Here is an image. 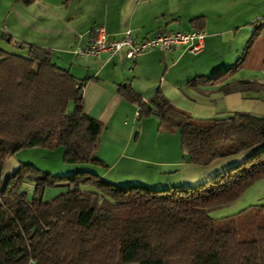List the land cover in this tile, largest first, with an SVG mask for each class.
<instances>
[{
    "label": "trees",
    "instance_id": "trees-1",
    "mask_svg": "<svg viewBox=\"0 0 264 264\" xmlns=\"http://www.w3.org/2000/svg\"><path fill=\"white\" fill-rule=\"evenodd\" d=\"M15 2L30 5L34 0ZM257 33L233 66L187 85L197 89L233 75ZM2 39L26 54L0 49V175L9 156L33 147H61L65 163L106 167L94 157L104 127L85 113L84 81L77 85L69 71L54 63L50 49L7 35ZM255 88L264 93V85L241 81L219 89L228 95ZM120 93L145 107L137 111L138 118L155 115L159 128L178 130L180 150L192 165L255 151L203 184L164 189L114 185L89 172L52 176L21 164L0 184V264H26L29 259L36 264H264V221L244 234L217 230L209 216L264 178V116L194 119L160 90L147 103L128 86ZM27 182L35 185L31 200L21 191ZM57 183H66L67 191L43 202L45 188ZM81 185L93 190H81Z\"/></svg>",
    "mask_w": 264,
    "mask_h": 264
},
{
    "label": "crops",
    "instance_id": "crops-1",
    "mask_svg": "<svg viewBox=\"0 0 264 264\" xmlns=\"http://www.w3.org/2000/svg\"><path fill=\"white\" fill-rule=\"evenodd\" d=\"M3 16L4 26L1 23ZM98 27H103L112 38L130 31L137 42L174 31L202 30L205 33L204 47L197 55L186 52L182 47L165 53L159 51L162 59L170 53L172 57L176 56L177 62L187 61L184 70L177 75V83L172 87L160 84L154 89L156 83L149 78L146 90H139L135 84H127V70H133L135 81L142 72L153 68L151 60L158 54L148 55L147 52L134 62L123 56L110 58L106 53L90 58L73 55L76 47H87ZM257 29L241 68L233 75L218 84L197 89L187 85L196 77L211 78L233 66ZM0 30H7L15 41L50 49L58 67L69 71L78 81H84L85 113L104 127L94 157L106 167H97L103 169L106 176L116 167L118 176L124 181H129L131 176H138L135 179L140 181L139 176L145 175L149 182L173 188L178 187L174 182H181L179 186L185 187L207 177H199V172L195 171L197 168L189 170L188 164H192L186 161L182 152L178 160H169L164 154L158 159L148 158V151L140 145L141 136L135 130H148L146 125H155V122L146 119L127 126L125 120L139 118L135 105L122 97L120 89L125 86L137 88L133 90L142 101L149 100L160 90L172 105L179 108L183 102L174 97V91L186 89L183 101L188 99L191 104L200 103L205 108L221 104L223 108L220 109L224 111L227 107L228 114H231L229 108L236 105L239 93L224 95L219 89L222 85L240 81L264 85V0H34L30 5L0 0ZM257 96L262 99L263 91ZM184 166L189 171L187 178L176 179L178 169ZM150 167L157 169L150 171ZM96 172L102 173L101 170ZM148 175L149 178L146 177Z\"/></svg>",
    "mask_w": 264,
    "mask_h": 264
},
{
    "label": "rangeland",
    "instance_id": "rangeland-1",
    "mask_svg": "<svg viewBox=\"0 0 264 264\" xmlns=\"http://www.w3.org/2000/svg\"><path fill=\"white\" fill-rule=\"evenodd\" d=\"M4 18L5 16H3V19L1 21L3 26H4ZM7 32H8L7 30H0V49L8 53L25 55L26 54L25 50L18 49L14 45L8 44L5 40L2 39L3 35L12 37L11 33L8 34L9 32L8 33ZM76 49H79V47H76L74 50ZM157 54L160 57L156 56L153 57V59L151 60V65L153 66V68H151L150 71L142 72L141 77L135 78V81H133L134 78L133 70H127L129 76L127 84L128 83H131V85L135 84V86L139 90H141L146 88L149 78H151L156 83L154 89H157L160 84L162 85V87L165 86L172 87L176 85L177 75L184 70L187 61L177 62L176 56L172 57L170 53H166V58L162 59L161 53L157 50H151L148 55L155 56ZM186 57L190 59L192 58L189 55H186ZM174 61L176 62L173 65L172 63ZM131 85L129 84V86ZM137 88H132V86L130 87V89L133 92H136L133 89H137ZM175 90L176 91L174 92L176 95L174 97L182 100L183 102L180 108L179 107L176 108L186 112L194 119L223 118L233 115L235 111H237V113H247L254 116H264V102H263L264 100L257 96L258 93L262 92L258 88L251 90L245 89L243 91L240 90L239 92H237L239 93V95L237 96L239 102L237 101L235 106L229 108L231 114L230 113L228 114V111L226 110L227 109L226 106H225L226 109L224 108L226 111L221 110L223 108L221 104H215V105L213 104L211 108H205L200 103L191 104L187 98H186L187 102L183 101V98H185L184 92H187V90L186 89L185 91L179 89H175ZM143 93L145 92L143 91ZM143 101L147 103L148 100L146 99ZM134 108L136 109L135 111H139V110L141 111L145 109V107L138 108L137 106H134ZM232 109H236V110H232ZM71 110H72V106L69 105L68 111ZM146 119L154 120L155 125L148 123L146 125V128L148 130L145 129L144 131L142 130V132H139V130L136 129L135 133L138 132L139 135L141 136L140 145H142L145 149H147L148 158L158 159L160 156H163L164 154L167 158H169V160L171 158H176L178 160L182 154L179 145L178 130L169 131L163 127L159 128V121L155 115H148V116L142 115L138 120L129 118L128 120L125 121L127 123V126H132V123H135V121L136 123H139L140 121ZM254 151L255 149H248L245 151H241L237 154L225 158L216 159L210 164L205 166L188 164L189 170L191 168H197L195 169V171L199 172L198 176L199 177L205 176L207 178H205V180H203L202 182H193L194 184H188L187 186H196L207 182L211 178L215 177L218 173L226 171L230 167L244 162L252 153H254ZM21 164L32 165L43 172L49 173L52 176L62 177V176H69L77 172H89L98 175L102 180L112 183L114 185H119V186L140 185L149 189H164V187L168 188V186H164L163 184H157V182H149L150 180L145 178V175L139 176V178L142 179L140 181L135 179V177L137 178L138 176H131L129 180L130 183L129 181H124L125 179L118 176L117 174L118 169L116 167H114L112 169V172L110 174H107L106 176L105 174H103V169H100L99 167H97V165L65 163L63 160V148L61 147L54 150H49L40 147H33V148L21 149L15 152L5 160L4 165L2 167L1 175H0V184L2 186L5 184L7 177ZM150 168H151L150 171L157 169V168L155 169L154 167H150ZM96 170L98 171L101 170L102 173L96 172ZM178 170H179L178 174H176L175 176L176 179H179L181 177L186 179L187 173H189V171L185 169V166ZM117 176L118 178H116ZM146 177L149 178V175ZM168 177H172V176L168 175ZM144 179H147L148 181H145ZM157 179L158 181H165L161 178H157ZM174 183H176L174 185L180 187L179 184L181 182H174ZM34 188L35 185L32 182H27L22 186L21 191L25 193L27 200L32 199ZM80 188L81 190H85V191L93 190V188L88 185H81ZM67 189L68 186L66 185V183H57L54 186H48L45 188L42 194V201L43 202L51 201L53 198L66 192ZM261 206H264V178L255 182L234 202L210 210L209 216L212 219L216 220V229L219 231L236 230L244 234L246 233L252 234L255 231L256 226L263 223L264 221L263 220L264 209ZM178 262H179L178 260L172 261L173 264L176 263L188 264V261H186L185 263H178Z\"/></svg>",
    "mask_w": 264,
    "mask_h": 264
},
{
    "label": "built area",
    "instance_id": "built-area-1",
    "mask_svg": "<svg viewBox=\"0 0 264 264\" xmlns=\"http://www.w3.org/2000/svg\"><path fill=\"white\" fill-rule=\"evenodd\" d=\"M204 39L205 33L202 30H193L158 34L137 42L130 31H125L117 38H112L103 27H98L93 31V38L90 39L87 47L74 50L73 55L76 58H90L106 53L110 58L123 56L124 59L134 62L140 55L151 50L165 53L175 47H182L186 52L197 55L204 47ZM26 264H36V262L29 259Z\"/></svg>",
    "mask_w": 264,
    "mask_h": 264
},
{
    "label": "water",
    "instance_id": "water-1",
    "mask_svg": "<svg viewBox=\"0 0 264 264\" xmlns=\"http://www.w3.org/2000/svg\"><path fill=\"white\" fill-rule=\"evenodd\" d=\"M80 84H81V82L77 81V85H80Z\"/></svg>",
    "mask_w": 264,
    "mask_h": 264
}]
</instances>
